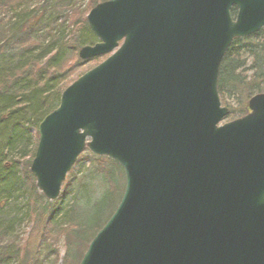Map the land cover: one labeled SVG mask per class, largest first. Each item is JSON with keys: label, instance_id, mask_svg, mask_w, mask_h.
Returning a JSON list of instances; mask_svg holds the SVG:
<instances>
[{"label": "water", "instance_id": "obj_1", "mask_svg": "<svg viewBox=\"0 0 264 264\" xmlns=\"http://www.w3.org/2000/svg\"><path fill=\"white\" fill-rule=\"evenodd\" d=\"M87 23L99 42L80 59H106L41 121L31 163L51 202L87 151L124 172L80 264H264V93L226 123L219 95L233 42L264 28V0H107Z\"/></svg>", "mask_w": 264, "mask_h": 264}, {"label": "trees", "instance_id": "obj_2", "mask_svg": "<svg viewBox=\"0 0 264 264\" xmlns=\"http://www.w3.org/2000/svg\"><path fill=\"white\" fill-rule=\"evenodd\" d=\"M60 1L63 0H0V191L13 188L34 197L29 220L39 225L40 236L32 264H49L52 258L53 264H59L61 241L65 246L62 264L68 258L70 264H79L92 239L114 213L125 189L122 168L89 152L80 157L64 184L62 196L55 202L47 201L38 191L30 172L39 140L38 126L59 106L62 91L87 64L80 60L78 51L97 39L88 28L86 17L105 0H88L84 9L85 0H66L58 10ZM233 13L236 14L235 9ZM94 61L100 60L90 62ZM263 92L264 29L233 42L222 61L219 78V95L224 102L229 93L251 98ZM32 136L35 145L31 151ZM3 151L15 156L12 167L3 165ZM29 155L30 159L24 162L23 158ZM19 156L23 162L17 160ZM22 163L24 173L16 170V165ZM86 163L101 175L103 192L84 208H78L76 203L66 208L65 195L75 188L79 170ZM84 179L79 178L77 192L86 189ZM2 220L0 216V245H7L0 246L1 261L18 259L23 264L29 242L23 246L14 243L10 239L12 226Z\"/></svg>", "mask_w": 264, "mask_h": 264}, {"label": "rangeland", "instance_id": "obj_3", "mask_svg": "<svg viewBox=\"0 0 264 264\" xmlns=\"http://www.w3.org/2000/svg\"><path fill=\"white\" fill-rule=\"evenodd\" d=\"M66 0L60 1L58 5H56V8L58 10L61 9L62 6H64V3ZM88 0H85L83 9L88 4ZM96 41L88 42V45H93L96 43ZM101 61V60H100ZM100 61H94L87 63L85 66H83L80 70H78L74 76V81L86 73L87 71L94 68ZM251 75L250 73L248 74ZM65 89V88H64ZM237 97L234 95H231V93L228 94V97L226 98V101H222V104L226 107H229L232 110L230 118L226 119L224 122H229L231 120H234L236 118H239L243 115L246 107V103L249 100L250 97H247V95H238ZM30 133L33 134L34 130H30ZM32 147L29 148V150H33L35 145V138L32 136L31 138ZM3 139L0 137V150L2 147ZM4 152L5 160L3 162L4 166L12 167L16 161L15 156L12 153H8L6 155V151ZM31 155L26 156L23 158L24 162H27L29 160ZM1 158V156H0ZM17 160L22 161L20 159V156L17 158ZM25 163H22L20 165H16V170L18 172L23 173L25 171ZM84 177L85 179L82 180V184L86 186L85 190H82L80 192H77V183L79 178ZM101 175L97 174L95 172V169L91 167L89 163H86L83 168L79 170V174L76 180L75 188L73 191H70L67 195H65V207L68 208L69 206L73 204H77L78 208H84L87 203L91 202L95 198H98L101 193L103 192V187L101 186ZM64 189V186H63ZM63 191V190H62ZM30 198V200H29ZM31 200L34 201V197L28 194V193H22L21 191H16L13 188L8 190L0 191V216L2 221L6 223L7 225L12 226V238H10L14 243H17L18 246H23L24 243L27 241L29 242V246L27 247L26 251L27 259L23 264H32V259L35 257L36 249L38 246V238L40 236V229L39 225L31 222L29 220V214L31 209ZM45 203V202H42ZM43 205V204H42ZM7 245L5 242L2 243L0 246ZM60 249V263L62 264L64 262L65 257V246L64 242L61 241L59 244ZM68 262L66 264L72 263L70 258H68ZM35 261V260H34ZM22 263L21 261L17 260H10L9 262L1 261L0 258V264H19ZM49 264H53V258L50 260Z\"/></svg>", "mask_w": 264, "mask_h": 264}]
</instances>
